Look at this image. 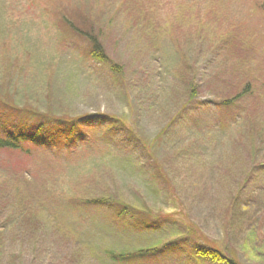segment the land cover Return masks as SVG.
<instances>
[{"label":"rangeland","instance_id":"rangeland-1","mask_svg":"<svg viewBox=\"0 0 264 264\" xmlns=\"http://www.w3.org/2000/svg\"><path fill=\"white\" fill-rule=\"evenodd\" d=\"M263 5L0 0V264H264Z\"/></svg>","mask_w":264,"mask_h":264},{"label":"trees","instance_id":"trees-1","mask_svg":"<svg viewBox=\"0 0 264 264\" xmlns=\"http://www.w3.org/2000/svg\"><path fill=\"white\" fill-rule=\"evenodd\" d=\"M263 10H264V5H263ZM77 35L85 37L86 40L90 42L91 56L93 57L94 60L105 62V63H108L110 61L109 57L107 56L102 46V42L98 35H94L92 33H85L81 29L77 30ZM16 111L24 112V108L23 109L17 108ZM49 120H50L51 127H53L51 130L52 133L58 130V128L59 129L64 128L63 127V125L65 124L64 119L49 118ZM76 123L77 121L73 123V125L71 126L67 138L65 137L59 141L52 140L51 142H48V143L40 141L42 132L44 131V128H45V126H42V125L39 126L32 135H29L26 132H21V131H19L20 133L16 131L9 132L5 136H0V151L23 152L27 154L28 156H31L33 155V153L36 152V150L40 148H44L45 150H48V151L50 150L51 152L56 153V151H53V150H57L58 149L57 146H59V144H62L65 147V150L72 153L71 143L74 140L75 128L78 125ZM147 254H149V251L140 252V253H137L136 255L128 256V257L131 258V257L145 256ZM197 254L201 259H208L217 264H240L234 258L232 257L230 258L226 256L220 250H218L217 248H213V247L203 248L201 250H198ZM128 257H124V258L126 259Z\"/></svg>","mask_w":264,"mask_h":264}]
</instances>
